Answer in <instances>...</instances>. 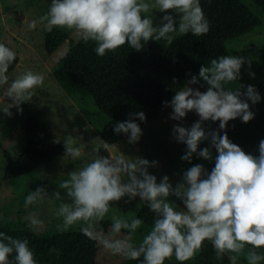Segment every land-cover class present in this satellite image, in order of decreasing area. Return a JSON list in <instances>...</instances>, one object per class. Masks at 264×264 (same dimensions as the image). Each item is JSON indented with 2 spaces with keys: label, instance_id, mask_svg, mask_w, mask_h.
Returning <instances> with one entry per match:
<instances>
[{
  "label": "clouds",
  "instance_id": "obj_1",
  "mask_svg": "<svg viewBox=\"0 0 264 264\" xmlns=\"http://www.w3.org/2000/svg\"><path fill=\"white\" fill-rule=\"evenodd\" d=\"M154 11L163 14L159 27L149 15ZM41 25L49 32L54 27L74 30L85 43L95 42L94 51L101 57L125 43L139 52L150 40L163 38L171 44L175 34L201 36L210 31L200 0H52L48 12L31 20L28 28L36 30ZM15 60L16 52L0 43V84L8 83L7 73ZM245 64L250 69L252 60L241 55L214 58L208 66L201 65L198 75L187 73L191 78L186 86L163 102V107L172 109L171 120L183 121L189 112L199 117L190 128L176 125L173 131L176 139L187 146L181 159L190 162L193 154L207 161L214 159L210 172L203 164H195L175 186L167 175L158 183L148 170L156 167L157 161L126 154L102 155L108 142L97 136L91 147L93 158L78 170L69 171L68 178L52 192L56 200H65L55 213L62 218L57 229L67 231L82 222L83 235L101 243L111 254L139 264H165L173 256L184 264L202 250L206 240L211 241L216 257L227 255L230 264H238L241 255L247 264L264 260V254L257 251L264 249V140L259 142L257 156L246 153L227 135L228 122L237 118L250 122L255 114L249 101L251 105L261 101L254 85H241V89L246 87L244 91L227 87L241 79ZM249 75L255 77L253 72ZM44 79L42 73L26 70L4 89V95L18 102L19 107L31 98L33 89L43 85ZM196 84L207 85L206 91L192 87ZM6 114L11 115L9 111ZM134 118L146 122L145 113L139 111L116 122L113 128L117 135L124 133L130 145L137 144L143 135ZM207 121H218L219 129L206 130L203 125ZM203 141H210V147L199 149ZM54 142L60 143L58 139ZM63 145V157H82L83 147L76 146L73 135H67ZM212 149L217 153L215 157ZM60 190L64 191L63 197ZM47 197L48 190L41 185L27 194L24 206ZM125 197L128 202L139 198L155 214L153 226L139 244L133 243L132 236L141 228V218L113 215L112 238L105 236L100 227L112 205ZM171 197L182 202V207ZM28 223L36 230L44 221L32 212ZM122 230H126L127 238H116ZM34 255L27 239L0 232V264H37Z\"/></svg>",
  "mask_w": 264,
  "mask_h": 264
},
{
  "label": "rangeland",
  "instance_id": "obj_2",
  "mask_svg": "<svg viewBox=\"0 0 264 264\" xmlns=\"http://www.w3.org/2000/svg\"><path fill=\"white\" fill-rule=\"evenodd\" d=\"M243 2L259 17L260 24L250 32L226 41L229 55H241L252 60L250 69L247 64L242 66L241 79L230 82L227 87L240 90L241 85H254L261 95V101L255 105H251L249 101L251 111L255 114L250 122L243 123L239 118L233 120L238 126L230 140L246 153L258 156L259 142L264 140V13L250 0H243ZM50 5L48 0H0V43L9 45L19 58L15 68L7 75L8 83L0 84V220L15 229H20L30 226L28 216L32 212H37L44 224L39 229L33 230L41 236L76 231L83 226V223L79 222L67 231L57 229V225L62 224V218H57L55 213L65 200H56L52 197V192L61 181L68 178L69 171L78 170L93 158L92 143L95 137H100V131L107 121L106 116L93 103L92 98L76 89L61 70L60 59L69 48L70 40L76 43L80 39L76 32L67 28L54 27L66 30L69 37L52 54H46L44 34L47 30L42 25L36 30L28 28V23L47 13ZM149 15L155 27L161 26L162 13L154 11ZM177 36L179 34H175L174 38ZM159 42L163 45L168 44L163 38ZM26 70L42 73L45 79L42 86L32 90L31 98L17 107L18 102L5 96L4 89ZM249 72L255 73V77H250ZM203 83L201 81V84ZM192 87L199 88L203 92L206 91L207 85L200 87V84H196ZM244 90L246 87L241 89V91ZM6 111H9L11 115L6 114ZM171 113L170 107L164 108L156 119L142 126L143 135L137 144H128L126 136L108 145V149L101 154L105 156L126 154L140 156L150 162L157 161V166L150 167L149 172L157 177L158 183L164 175L169 176V182L173 186L180 182L184 172L195 164H203L210 172L214 167V159L207 161L196 154H193L190 162L181 159L186 153L187 146L176 139L173 131L176 125L190 128L199 117L194 112H189L183 121H176L169 118ZM30 114L37 115L62 144L67 135H73L77 140L76 146L83 147V155L77 160H72L70 157H63L64 149L61 154L37 169L25 175L4 180L3 170L6 165L4 153L8 152L14 158L20 155L25 146L22 124L24 118ZM210 122H205L203 126ZM205 147H210V141H203L199 145V149ZM212 151L215 157L217 154L215 149ZM41 185L47 188L48 197L40 203L25 207L24 199L27 194ZM60 191L63 197L64 191ZM171 199L182 207V202L175 197ZM142 203L143 201L139 198L128 202V198L125 197L112 205L103 221L112 223L113 215L121 218L136 216ZM150 229V226L142 224L132 236L133 243L139 244ZM103 234L112 238L111 226L103 230ZM116 238H127L126 230H122ZM98 246L96 264H139L138 261L125 260L111 254L99 242ZM176 261L173 256L166 260L165 264H175ZM238 264H247L244 255L239 257Z\"/></svg>",
  "mask_w": 264,
  "mask_h": 264
},
{
  "label": "trees",
  "instance_id": "obj_3",
  "mask_svg": "<svg viewBox=\"0 0 264 264\" xmlns=\"http://www.w3.org/2000/svg\"><path fill=\"white\" fill-rule=\"evenodd\" d=\"M250 1L264 13V0ZM200 3L210 22V31L205 35H179L167 45L150 40L139 52L125 43L115 51H107L102 57L94 51L95 42L85 43L81 38L76 43L70 40L69 48L60 59L61 70L76 89L92 98L95 106L106 116L100 137L108 145L126 137L124 133L117 135L113 131L116 122L127 120L130 113L139 111L145 113L146 122L138 118H134V122L140 127L152 122L165 108L163 102L170 101L175 91L186 86V81L191 78L187 73L198 75L201 65L208 66L212 59L229 55L226 41L244 35L260 24L259 17L243 0H200ZM68 37L66 30L53 28L46 31V54H52ZM18 60L16 55L7 75ZM237 126L233 120L228 122L229 139L237 131ZM204 127L208 131L218 130L219 122H210ZM22 133L25 146L20 155L14 158L8 152L4 153V180L35 170L64 150L61 141L37 115L30 114L24 118ZM56 139L59 144L54 142ZM154 215L144 202L136 213V217L150 227L153 226ZM110 226V221H101L103 230ZM0 232L13 238L27 239L37 264H96L98 241L89 239L80 230L41 236L30 226L15 229L0 220ZM257 251L264 254V249ZM184 264H230V261L227 255L218 259L211 241L206 240L192 261Z\"/></svg>",
  "mask_w": 264,
  "mask_h": 264
}]
</instances>
